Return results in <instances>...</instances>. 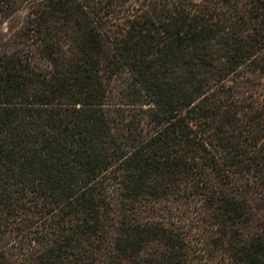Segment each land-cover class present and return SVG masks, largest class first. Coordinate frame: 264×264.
<instances>
[{"label":"trees","instance_id":"1","mask_svg":"<svg viewBox=\"0 0 264 264\" xmlns=\"http://www.w3.org/2000/svg\"><path fill=\"white\" fill-rule=\"evenodd\" d=\"M0 264H264V0H0Z\"/></svg>","mask_w":264,"mask_h":264}]
</instances>
